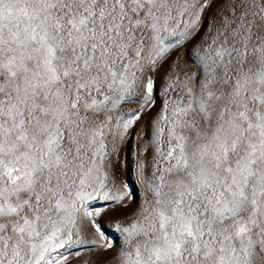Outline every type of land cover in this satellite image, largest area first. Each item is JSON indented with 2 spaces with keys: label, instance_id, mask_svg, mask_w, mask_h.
<instances>
[{
  "label": "snow or ice",
  "instance_id": "snow-or-ice-1",
  "mask_svg": "<svg viewBox=\"0 0 264 264\" xmlns=\"http://www.w3.org/2000/svg\"><path fill=\"white\" fill-rule=\"evenodd\" d=\"M141 120L155 155L128 214L119 154ZM95 199L122 213L119 246ZM74 245L93 264H264V0H0V264H69Z\"/></svg>",
  "mask_w": 264,
  "mask_h": 264
},
{
  "label": "rangeland",
  "instance_id": "rangeland-1",
  "mask_svg": "<svg viewBox=\"0 0 264 264\" xmlns=\"http://www.w3.org/2000/svg\"><path fill=\"white\" fill-rule=\"evenodd\" d=\"M203 30H201V34ZM200 39L198 35L196 40L192 43H196ZM188 49H191V44L188 46ZM174 55L180 57V62L182 65H188L194 69V66L191 64V61L188 59L185 49H180ZM174 96V94H173ZM167 99L164 93L159 90V85L157 92L155 93V107L152 112L155 115L162 106L163 101ZM134 104H123L121 105L120 111L116 114L119 115L120 112L127 113L130 108H134ZM139 134V135H138ZM166 146V145H165ZM145 149V158L148 164H151L153 157L155 155V146L152 145V130L145 125L144 120H141L135 124L133 128L129 130L126 141L119 154V172L117 173V184L122 187L126 184L128 187L126 191L128 195V214H131L132 211L136 210L138 206L142 203L143 200V186L137 180L135 174V162L138 159V153L141 149ZM114 172L116 169L117 161L113 157ZM151 169L149 168V171ZM90 210H95L96 208H107L109 211L102 215L100 218L104 224V232L108 239L113 242L115 245L119 246L122 243V237L119 232L114 230V226L111 221L114 216L121 215L122 213L113 212L111 210V203L103 199H95L94 201L89 202ZM85 235L91 237V233L85 232ZM91 245H74L72 248L67 250H61L64 255L69 257V264H93L96 259L95 251H89ZM79 253L77 256L76 254ZM111 253L109 254V259L111 258Z\"/></svg>",
  "mask_w": 264,
  "mask_h": 264
}]
</instances>
